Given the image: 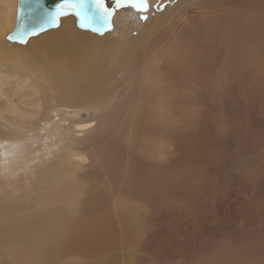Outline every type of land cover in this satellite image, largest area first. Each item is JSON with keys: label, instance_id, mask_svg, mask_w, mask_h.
I'll return each instance as SVG.
<instances>
[{"label": "rangeland", "instance_id": "1", "mask_svg": "<svg viewBox=\"0 0 264 264\" xmlns=\"http://www.w3.org/2000/svg\"><path fill=\"white\" fill-rule=\"evenodd\" d=\"M148 3L147 20L128 5L117 10L104 32L111 43L94 49L107 96L88 145L97 154L80 173L83 213L106 216L110 229L88 233L93 241L58 263L15 256L24 237L13 227L53 223L46 216L59 205L42 206L55 181L45 139L35 138L19 155L31 171L0 167V204L11 215L0 264H264V0ZM0 61V111L35 81L44 92L42 77ZM85 99L58 102L72 118Z\"/></svg>", "mask_w": 264, "mask_h": 264}, {"label": "bare ground", "instance_id": "2", "mask_svg": "<svg viewBox=\"0 0 264 264\" xmlns=\"http://www.w3.org/2000/svg\"><path fill=\"white\" fill-rule=\"evenodd\" d=\"M109 4L111 6L113 0H109ZM132 13L136 15L135 10ZM19 14V0H0V60L17 61L25 68L24 70L42 77L43 82L47 84L41 87L44 90L41 92L33 75L28 74L30 80L35 83L28 88L29 93L24 95L23 102H11L6 109L0 111V117L5 122L0 124V167L12 172L23 170L22 174H27L31 171V162L21 165L19 155L25 150L29 151V144L33 139L39 137L45 139L43 150L48 159L51 156L50 171H46V175L47 172H51L53 174L51 179L55 182L50 188L53 191L48 190L40 200L42 206L55 203L59 205L46 216L54 219L53 223H44L45 218H39L36 222L13 227L17 228V234L21 231L19 238L24 237L23 240L19 239L24 243L15 256L24 253L35 256L38 253L35 257L39 260L58 263L66 254L83 244V240L92 242L93 238L98 236L97 232L110 229L106 216L85 219L83 205L89 189L87 183H83L80 173L83 167L89 164V159L97 154V150L95 153L90 152L88 145L92 144L91 137L99 126L97 117L103 114L101 103L107 92L103 88L106 85L103 80L106 78L105 75L101 76L103 71L100 72L98 55L94 56L97 53H94V49L104 53L105 45L111 43V39L107 36L109 34L104 33L105 31L100 32L105 35H94L89 31L91 29L79 30L81 29L77 28L79 18L70 13L61 16L53 26L44 28L37 34H31L26 39L10 40L9 36L15 30ZM52 89L59 95L50 96ZM42 95L51 97L49 105L45 106ZM59 96L63 99L89 98L85 100L87 103L90 102V106L88 104L82 110L75 111V117L71 118L61 109L59 102L64 100L58 102ZM89 108L96 111L100 108L102 112L99 111V114L91 117L88 113ZM46 169L49 170L48 166ZM3 206L0 204V227L11 222V215ZM91 232H94L91 234L93 238L88 235ZM0 233H3V230Z\"/></svg>", "mask_w": 264, "mask_h": 264}, {"label": "snow or ice", "instance_id": "3", "mask_svg": "<svg viewBox=\"0 0 264 264\" xmlns=\"http://www.w3.org/2000/svg\"><path fill=\"white\" fill-rule=\"evenodd\" d=\"M113 3L114 6H110L109 0H61L56 10L50 11L44 6L43 0H36L33 11L38 12L41 17L46 18L48 23H55L61 16L70 13L75 14L79 18L81 27L84 26L85 21L92 22L99 19L108 26V31H111L114 27L112 21L114 20L116 11L125 5L142 13L140 16L141 20L148 19V16L144 14L147 13L150 7L148 0H113ZM42 30H44V25L32 29L28 34H37ZM9 39L12 40L14 37L9 36ZM21 42L26 43V41Z\"/></svg>", "mask_w": 264, "mask_h": 264}, {"label": "water", "instance_id": "4", "mask_svg": "<svg viewBox=\"0 0 264 264\" xmlns=\"http://www.w3.org/2000/svg\"><path fill=\"white\" fill-rule=\"evenodd\" d=\"M60 3L61 0H43L44 6L50 11H55L57 5ZM35 5L36 0H19L20 14L17 18L15 30L11 34L14 39H26L30 36L28 33L32 29L38 28L40 25H44V28L54 25V23H48L47 19L41 17L38 12L33 11ZM81 28L103 32L107 30L108 26L105 25L102 20L97 19L92 22L85 21L84 26Z\"/></svg>", "mask_w": 264, "mask_h": 264}]
</instances>
